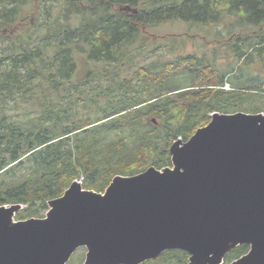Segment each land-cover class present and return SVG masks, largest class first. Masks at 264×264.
<instances>
[{"label": "trees", "instance_id": "obj_1", "mask_svg": "<svg viewBox=\"0 0 264 264\" xmlns=\"http://www.w3.org/2000/svg\"><path fill=\"white\" fill-rule=\"evenodd\" d=\"M31 13L35 23L27 22ZM175 19L214 24V40L224 37L221 24L231 34L254 25L264 33V0H0V29H9L0 36V205L22 204L15 219L45 217L76 180L105 192L116 176L172 166L173 143L187 141L213 112H264L263 77L246 70L244 83L232 78L234 65L253 61L257 50L264 61V45L250 51L246 33L233 39L248 42L231 46L236 61L227 68L216 55L190 54L124 72L145 29ZM225 80L230 91L220 89ZM250 247L231 249L223 264ZM86 251L78 248L67 264H84ZM189 256L169 249L141 264H187Z\"/></svg>", "mask_w": 264, "mask_h": 264}, {"label": "water", "instance_id": "obj_2", "mask_svg": "<svg viewBox=\"0 0 264 264\" xmlns=\"http://www.w3.org/2000/svg\"><path fill=\"white\" fill-rule=\"evenodd\" d=\"M170 151L173 167L116 176L105 193L73 182L43 218L10 223L22 206H0V264H67L82 246L89 264L169 249L217 262L241 244L235 263L264 264V112H216Z\"/></svg>", "mask_w": 264, "mask_h": 264}, {"label": "rangeland", "instance_id": "obj_3", "mask_svg": "<svg viewBox=\"0 0 264 264\" xmlns=\"http://www.w3.org/2000/svg\"><path fill=\"white\" fill-rule=\"evenodd\" d=\"M37 15L31 13L30 17L27 19L29 21H35ZM228 21H232L234 19H238L236 16H228ZM220 30L223 33V38H218L214 40L215 33V25L213 26L207 24L193 23L187 22L183 20H170L160 23L158 25H153L149 30L150 34L147 33V39H138L136 43L130 46V51H138L133 55V65L125 64V73H132L134 75L135 71L143 67L145 65H151L152 63L158 62H167L170 60H175L178 57L188 56L190 54L197 56L207 55L208 59H213V56H217L216 62L220 68H227V64L231 61H236V54L232 52L231 46H236L237 41L232 40L229 41L234 34L238 33H259L256 28L257 25L250 26V30L248 27H237L235 29L234 34L229 33L230 29H226L224 24L218 25ZM6 31V32H5ZM2 32L8 33L7 27L0 29V36ZM152 34V35H151ZM263 32L259 33V37L262 36ZM246 35V34H245ZM250 40L251 38L248 37ZM222 43V45H220ZM256 61H252L250 57H246L242 62L236 63L234 66L237 68L236 71L232 73L233 81H238L239 83H244L243 79L239 78L244 71L247 70V73H257L264 79V62L259 54V51H256ZM262 63L263 65L257 64ZM230 65V63H229ZM247 66V67H246ZM88 63L86 62L85 57H80L79 59V71L84 73L87 69ZM98 67L95 73H100V68ZM109 68H113V66H109ZM204 79L208 80L211 76V71L209 68L204 70ZM245 76V75H244ZM99 80V78H96ZM229 81V80H228ZM105 82H108L107 80ZM226 82V80H225ZM230 82V81H229ZM238 84V83H237ZM234 87L233 85L228 87L225 83L220 87L222 90L230 91ZM215 113V112H213ZM153 120V119H152ZM155 122V121H153ZM184 141L182 138H180ZM23 207V205H22ZM189 256L187 264H223L224 258H221L219 261H213V257L206 258L203 261L194 262ZM85 263V261H84ZM89 264V263H85ZM230 264H238L235 261Z\"/></svg>", "mask_w": 264, "mask_h": 264}, {"label": "flooded vegetation", "instance_id": "obj_4", "mask_svg": "<svg viewBox=\"0 0 264 264\" xmlns=\"http://www.w3.org/2000/svg\"><path fill=\"white\" fill-rule=\"evenodd\" d=\"M30 17V16H29ZM28 17V18H29ZM11 27H13V26H11ZM18 27H19V25H17V29H18ZM264 28V26H262V27H260V29L262 30ZM7 30H8V32H9V29L7 28ZM257 30V29H256ZM6 32V31H5ZM4 32V33H5ZM257 33V32H256ZM246 34H247V38L248 37H250L251 39H250V42H254L255 43V45L254 46H252L251 47V50L250 51H254L255 49H256V47H262L263 45H264V42L263 43H259L260 41H264V33L262 34V36H260L259 37V34L258 35H255V33H249V32H246ZM236 35L237 34H234L231 38H229L230 40L229 41H232L233 39H235L236 38ZM240 40V42L239 43H237V45L236 46H238V47H241V46H243V44H245L246 42H248V41H245V40H242V39H239ZM222 43H220V45H221ZM255 54L256 53H254V61L253 62H255L256 61V57H255ZM264 62V61H263ZM257 64H260V65H263L262 63H258L257 62Z\"/></svg>", "mask_w": 264, "mask_h": 264}, {"label": "bare ground", "instance_id": "obj_5", "mask_svg": "<svg viewBox=\"0 0 264 264\" xmlns=\"http://www.w3.org/2000/svg\"><path fill=\"white\" fill-rule=\"evenodd\" d=\"M12 220H11V222L10 223H13L14 222V219H13V217L11 218Z\"/></svg>", "mask_w": 264, "mask_h": 264}]
</instances>
